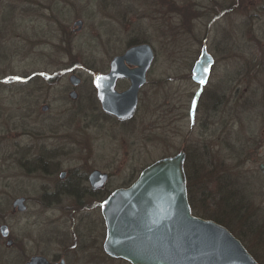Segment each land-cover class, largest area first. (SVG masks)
<instances>
[{
    "label": "rangeland",
    "instance_id": "rangeland-1",
    "mask_svg": "<svg viewBox=\"0 0 264 264\" xmlns=\"http://www.w3.org/2000/svg\"><path fill=\"white\" fill-rule=\"evenodd\" d=\"M79 19L83 24L76 30ZM205 38L215 64L202 87L189 75ZM141 40L152 46L154 62L136 115L120 123L102 111L92 76ZM72 68L81 77L75 99L68 96ZM53 97L61 99L57 108L66 102L65 169L77 175L108 171L110 191L129 186L144 167L184 148L196 215L217 216L264 264V175L258 169L264 163V0H0L4 154L13 152L17 137L30 143L22 133L35 119L29 113L40 112ZM18 173L15 163L0 161L9 192L0 211L11 231L37 235L47 219L70 225L71 217L45 209L38 199L30 200L25 214H11L16 191H30L37 182ZM82 203L84 224H98L97 201ZM100 254L94 263L91 255L73 262L127 264Z\"/></svg>",
    "mask_w": 264,
    "mask_h": 264
},
{
    "label": "water",
    "instance_id": "water-1",
    "mask_svg": "<svg viewBox=\"0 0 264 264\" xmlns=\"http://www.w3.org/2000/svg\"><path fill=\"white\" fill-rule=\"evenodd\" d=\"M82 24L80 19L73 23L76 30ZM153 58L149 44L133 45L111 59L107 73L94 74L93 86L103 112L120 120L134 115L138 91ZM212 64V56L203 47L192 66V80L206 85ZM120 77L130 80L123 92L115 90ZM70 81L76 86L80 78L73 74ZM70 96L75 98V92ZM183 163V151L160 158L144 167L129 186L116 189L103 201L105 252L130 264H259L227 227L193 214ZM258 169L264 175V163ZM90 178L101 186L107 174L94 170ZM23 202L20 198L13 205L24 210ZM3 230L6 233L5 225ZM27 264L48 263L43 257H34Z\"/></svg>",
    "mask_w": 264,
    "mask_h": 264
},
{
    "label": "flooded vegetation",
    "instance_id": "flooded-vegetation-1",
    "mask_svg": "<svg viewBox=\"0 0 264 264\" xmlns=\"http://www.w3.org/2000/svg\"><path fill=\"white\" fill-rule=\"evenodd\" d=\"M218 18L214 17L213 19ZM206 41V38L203 39L200 46V52L202 48L205 47L207 53H209L213 58V64L210 68L208 80L206 83V85H208L210 79L212 78V69L215 64V58L208 51ZM143 43L149 44L146 40H141L138 43L131 44L127 48L133 45ZM153 53L155 58L154 50ZM196 59L194 60V62L196 61ZM192 66L190 68L189 75L191 80ZM150 69L151 68H149L146 73V81L144 85L138 91V103L134 115L131 118L125 120H120L113 115H107H109L111 118L115 119L120 123L127 122V120L132 119L136 115L140 103V95L144 90V87L148 83V75ZM109 70L110 68H106L102 72L97 70L94 72V74L96 72L107 73ZM67 72H70L68 82L71 84L72 87V89L68 93V96L72 98L70 96V93L75 92L76 98V88L79 86V84H81V77L74 72L73 68L69 69ZM73 74L80 78V81L76 86L72 85L70 81V76ZM129 86L130 80L126 77H120L115 82V90L117 92H123L127 90ZM94 90L96 95L97 90L95 89V87ZM225 91H227V89H225ZM219 96L221 97V101L223 102V98L225 97V95L223 96V92ZM60 100V98L55 97L48 98V101H45L41 104L42 106L40 108V112L29 113V116L31 118L35 117V119L32 122L31 127L29 129L24 130L22 133L25 137L24 140L26 139V137H29L31 141L30 143L21 144L20 142L16 141L19 137L15 138L13 142V152L10 155L9 153L4 154L3 144L5 139L4 137H2V135H0V161H12L13 163H15L19 168V173L18 175L16 174L17 177H20V175H27L30 181L33 182L34 180H37V182H33L34 188L32 190L29 191L27 189L23 192L16 191L15 195L12 196L11 214H13L14 216L25 214L28 211V204L30 200L38 199L45 209L49 211L59 210L58 212L65 215L68 220L69 217H71V222L67 220V222H70V225L65 226L64 219L63 222H61L63 225L54 224L53 221L47 219L46 223L42 227V230L39 231L37 235H32L31 233L30 235L27 233L21 234L19 230L14 231L13 229V231H11L10 227L6 223H4V220L2 219L3 214L2 211H0V254L3 255V258H5V261L3 262L1 260L0 264H9L6 262V260L9 259L16 260L15 264H27L34 257H43L48 264H75V262H73L74 260L83 261V258L84 260H87L90 255L92 258V262L94 263L99 259L100 251L104 254L106 259L122 260L127 264H130L124 259L112 257L105 252L104 240L106 236V225L101 214V205L103 201H105L116 189L123 188L126 186H119L118 188L107 191L108 189L106 188V185L109 183L111 178V174L108 171L91 169L89 172L86 171L84 173H81L80 175H77L75 173V170L71 171L69 169L64 168V157L66 155L67 149L65 143L67 138L65 123L66 121L64 117L66 115L67 108L64 99H62V103L59 102V108L56 107L57 101ZM179 151L184 152L183 165L185 171L188 153L184 148L180 149ZM94 170H98L107 174V179L103 185L96 186L91 180L90 175ZM185 177L187 184L186 172ZM1 180L2 176H0V199H3L4 195L9 192L7 189L4 188L3 182ZM33 195H37V198L33 197ZM20 198L24 200V210H20L17 205H13V203ZM65 198L75 199V201H77V204H75L78 207H76V205L75 207L70 206L71 208L64 206L62 201ZM85 200H88L89 202H93L95 200L97 201L101 217V221H99L98 224H94L95 222L91 224H84V219L82 217L83 210L81 211V209H83L82 202H84ZM76 212L77 215L81 216L78 217L79 219L74 221L73 218L76 215ZM4 225L6 226V233L3 230ZM262 235L264 238V234ZM262 235H259L258 238L260 237V239H262ZM88 250H91L92 253L87 254ZM254 259L259 264H262V262L256 257H254Z\"/></svg>",
    "mask_w": 264,
    "mask_h": 264
},
{
    "label": "trees",
    "instance_id": "trees-1",
    "mask_svg": "<svg viewBox=\"0 0 264 264\" xmlns=\"http://www.w3.org/2000/svg\"><path fill=\"white\" fill-rule=\"evenodd\" d=\"M189 183H188V180H187V188H188V201H189V204H190V206H191V209H192V212L196 215L198 212H197V208L192 204V195H191V192L189 193V185H188ZM202 206H204V204L202 205ZM204 218H208V219H212V220H214V221H216V222H218V223H220V224H222V225H224L225 227H227L228 228V226L221 220V219H219L217 216H213V215H209L208 214V216L207 215H204L203 216Z\"/></svg>",
    "mask_w": 264,
    "mask_h": 264
},
{
    "label": "snow or ice",
    "instance_id": "snow-or-ice-1",
    "mask_svg": "<svg viewBox=\"0 0 264 264\" xmlns=\"http://www.w3.org/2000/svg\"><path fill=\"white\" fill-rule=\"evenodd\" d=\"M12 79H19V77H13ZM199 82H200V84H204L205 83V80L204 79H201ZM98 87H99V85H98Z\"/></svg>",
    "mask_w": 264,
    "mask_h": 264
}]
</instances>
